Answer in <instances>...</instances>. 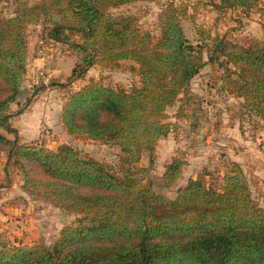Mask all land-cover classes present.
I'll return each instance as SVG.
<instances>
[{"label":"trees","instance_id":"trees-1","mask_svg":"<svg viewBox=\"0 0 264 264\" xmlns=\"http://www.w3.org/2000/svg\"><path fill=\"white\" fill-rule=\"evenodd\" d=\"M150 1L42 0L32 7L20 4L12 17L0 15V152L6 153L8 165L23 171L25 189L82 216L77 225L62 230L51 248L3 243L0 264H264V209L254 200L240 165L230 162L218 189L197 174L174 199L155 192L150 179L156 148L172 132L168 110L207 64L204 46L210 47L208 63L226 69L225 89L242 99L240 119L264 121V42L241 45L206 36L196 46L182 25L186 9L173 4L160 16L158 38L141 30L135 17L111 12ZM259 1L210 4L219 11L249 12ZM41 23L49 26V39L78 56L67 82L58 84L61 89L96 66L136 65L140 86L126 90L91 80L71 93L61 113L69 135L120 149L121 174L82 158L68 144L55 151L20 141L12 119L28 103L17 111L12 105L28 74V27ZM184 108L182 102L180 112ZM145 153L149 165L141 167Z\"/></svg>","mask_w":264,"mask_h":264},{"label":"rangeland","instance_id":"rangeland-1","mask_svg":"<svg viewBox=\"0 0 264 264\" xmlns=\"http://www.w3.org/2000/svg\"><path fill=\"white\" fill-rule=\"evenodd\" d=\"M41 1H0V15L12 17L20 4L25 3L32 7ZM169 4L186 9L187 14L182 19V25L186 37L196 46L202 37L206 36L210 38L222 36L230 42L241 45H247L255 40L264 42V0H260L258 6L249 12L241 9L219 11L210 4V0L136 2L112 9L111 12L116 16L135 17L141 30L150 32L153 37L158 38L161 34L160 16ZM48 28L49 26L42 23L28 27V48L31 53L33 49H39L43 60H57L60 65V77L58 78L52 77L50 73L41 68L40 71L44 72L45 79L36 85H34L31 77L30 80L27 79L26 81V88L32 90L33 94L41 91L43 92L42 95H47L43 99L44 103L49 100L48 95L53 94L54 90L57 92V96H53L54 99L64 97L63 94H59V90H62L65 97L68 98L71 93L82 89L91 80L126 90L140 86V78L137 71L133 69L136 65L126 61L119 68L96 66L90 70L84 79L79 80L69 89H61L58 81L72 71L78 56L68 46L47 40ZM73 40L80 41V38L74 37ZM208 44L210 46L212 41L209 40ZM202 51L207 62L200 71V73L203 72V79L196 83L191 82L187 91L180 95V101L170 108V111L168 110L167 121L172 124V132L169 136L170 139H174L172 142H176L171 160L169 159L165 165V170H158L155 167L153 171L157 173L152 172L150 178L152 189L169 199H174L177 196L178 187L175 181L177 182L184 175V172L190 171V168H186L190 165L188 160L191 159V156L202 158L200 160L203 161V164L198 166L200 169L197 168V174L203 175L210 186L218 189L222 185V178L229 170L230 162H234L226 151L228 136L222 131L224 124H227L225 122H229L231 119L239 121L241 126L245 128H242L244 138L253 141L264 152V121L255 117L252 118L254 122H250L249 117H246L244 121L240 119L242 99L238 101L240 98L229 94L225 89V67L208 63L210 47L204 46ZM48 86H52L51 90H47ZM212 96L214 99H211ZM31 100L32 97H27L19 103V106H14L15 110L21 109ZM182 102L185 103V108L183 112H180ZM22 103L24 105L20 107ZM203 104L204 107H201ZM224 105L229 106V109H225ZM233 116L235 117L233 118ZM49 129L50 133L40 138L41 142L37 144L38 146L56 151L60 146L68 144L78 150L82 158L96 159L113 172L121 174L125 164L121 161L122 153L117 146L71 135L58 138V135H55L51 128ZM10 137L14 138L13 135ZM156 151L160 153V158L167 155L165 148L159 151L156 148ZM149 159V153H145L139 166L147 167ZM172 163L174 166L168 170V166ZM178 170H181L179 178L176 177ZM253 175L258 176L256 171ZM184 177L187 178V175L182 178ZM257 178H261V176ZM24 184L25 175L23 171L18 166L8 165L6 153L0 152V224L5 225V227L0 226V249L3 243H17L16 245L39 243L51 248L59 239L62 230L77 225L82 216L67 213L51 201L39 196L36 190L25 189ZM252 195L254 200L264 209V191L260 180L255 183ZM8 224L10 225L7 226Z\"/></svg>","mask_w":264,"mask_h":264},{"label":"crops","instance_id":"crops-1","mask_svg":"<svg viewBox=\"0 0 264 264\" xmlns=\"http://www.w3.org/2000/svg\"><path fill=\"white\" fill-rule=\"evenodd\" d=\"M47 40L52 41L49 38ZM41 56L42 55L41 53H39V49L38 50L33 49L32 53L29 49L28 74L26 76L24 86L21 90V93L17 101L12 105V110L17 111L14 108L15 105L19 106V103H21L24 99H26L27 97H32V100L28 104L26 110L22 114L12 119V125L15 129L18 130L20 141L25 144H39L41 142L40 138L44 137V135L41 134V127H40L41 125H46L48 128H51L53 133L55 135H58V138H63L65 137V135L70 136L63 126L62 117H61L63 105L67 100L63 91L59 90L60 91L59 94L61 93L64 95L62 99H54L53 96H57V92H55L54 90L53 94L50 93L48 95L49 100L44 103L43 99L47 95H42L41 93L43 92L41 91H38L33 94L32 90L26 88L27 79L30 80L31 77L33 80L36 71L41 68L45 69L47 73H50L52 77L55 78L60 77L59 62L57 60H43ZM71 73L72 71L67 73L65 77L58 82L64 83L66 79L71 75ZM202 74L203 72H201L192 81V83H196L197 81L202 80L204 77L202 76ZM50 88H52V86H48L47 90H51ZM194 96H196V94H194ZM212 98L214 99L213 96L211 97V99ZM239 100L241 101V99H238V101ZM59 104L60 106H58ZM23 105L24 103L20 104V107H22ZM201 107H204V104ZM228 107L229 106L224 105L225 109H229ZM234 117L235 116H233V118ZM225 123L227 124L226 125L224 124V128H222V131L224 132V134H226V136H228V139L226 140L227 141L226 151L230 155L231 160L240 165V167L242 168L244 174L248 179L251 191L253 193H254L255 183H257L258 180H260L262 189L264 191V152H262L261 151L262 149L253 141H248L247 139L244 138L243 136L244 133L239 121L235 119H231L229 122H225ZM243 129H245L244 126ZM172 141H174V139H170L169 136L167 139L161 140L157 146L158 151L162 148H165L167 151V155L164 158H160V153H157L156 151L155 167L158 170L159 169L165 170V165L168 163L169 159L171 160L172 152L176 146V142H172ZM190 158L191 159L188 160L190 162V165H188L186 168V169L190 168L189 169L190 171L184 172L183 175V176L187 175V178L185 177L182 178L183 177L182 176L177 180V182H175V184H177L178 189L185 186L190 178H194L197 175V168L200 169L199 168L200 165L203 164V161L200 160L202 158H196L193 156H191ZM260 169L262 170L261 172L259 171ZM255 171L259 177L261 176V178H257L258 176L253 175ZM153 173H157V172L153 171ZM162 175L164 176V173H162ZM255 190L259 191L257 189ZM1 225L5 227V225L0 224V226ZM9 225L10 224H8L7 226ZM14 244L16 245L17 243Z\"/></svg>","mask_w":264,"mask_h":264},{"label":"built area","instance_id":"built-area-1","mask_svg":"<svg viewBox=\"0 0 264 264\" xmlns=\"http://www.w3.org/2000/svg\"><path fill=\"white\" fill-rule=\"evenodd\" d=\"M43 79H45V74L44 72L40 71V69H38L32 80L34 85H36L37 83H40ZM48 133H50V129L46 125H42L41 134L46 135Z\"/></svg>","mask_w":264,"mask_h":264}]
</instances>
